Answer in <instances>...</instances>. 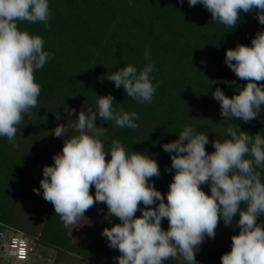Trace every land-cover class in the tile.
<instances>
[{"label": "clouds", "instance_id": "clouds-1", "mask_svg": "<svg viewBox=\"0 0 264 264\" xmlns=\"http://www.w3.org/2000/svg\"><path fill=\"white\" fill-rule=\"evenodd\" d=\"M187 2L189 7L202 5L211 21L228 30L237 27L241 13H254L264 25V0ZM51 16L49 0H0V137L14 146L20 126L26 118L31 121L36 115L33 109L39 107L41 86L35 73L53 56L44 50L42 36L19 25L43 24L48 29ZM144 59L141 68L127 64L104 76L139 104L151 103L161 83L152 75L156 68L149 46ZM225 64L246 83L238 85L231 97L219 87L213 91L222 120L248 123L257 119L264 111V30L256 32L251 46L241 43L227 49ZM114 100L112 94L97 95L95 110L81 109L76 119H72L76 109L64 110L67 122L51 130L54 137L63 139L62 150L51 165L43 167L34 193L40 195L42 190L43 199L52 204L65 226L85 219L97 203L105 204L104 219L118 220L102 230L107 246L119 252L116 264H197L201 244L205 238H215L221 220L239 232L231 236L230 251L222 254L220 264H264V222L260 220L264 217V133L251 135L237 123H229L223 138L210 141L206 132L185 125L177 139L162 145L171 159V168L165 171L174 170L165 195L153 181L161 170L152 155L129 151L119 139H112L105 148L107 127L98 126L97 118L121 129L139 127L138 113L126 111ZM55 119L61 120L59 111ZM209 143L214 148L211 153L206 150Z\"/></svg>", "mask_w": 264, "mask_h": 264}, {"label": "trees", "instance_id": "trees-1", "mask_svg": "<svg viewBox=\"0 0 264 264\" xmlns=\"http://www.w3.org/2000/svg\"><path fill=\"white\" fill-rule=\"evenodd\" d=\"M49 5L50 28L27 22L19 25L42 36L44 50L53 56L35 73L41 86L39 107L33 109L36 115L20 126L15 146L0 137V234L12 229L24 232L35 247L54 251L52 264H101L100 257L108 254L102 230L118 222L115 217L111 223L104 219L106 205L97 203L89 209L78 223V232L74 225L62 223L52 204L43 199L42 190L40 195L33 191L40 187L43 167L51 165L62 150L63 139L54 137L51 130L67 122L64 110L76 109L72 116L76 119L81 109L95 110L97 95L112 94L114 103L136 111V130L117 128L99 118L96 123L107 127L105 148L112 139H119L129 151L157 160L161 175L153 181L166 195L174 170L165 171L171 168V159L162 145L177 139L185 125L206 132L210 141L223 138L229 123H237L251 135L264 133V111L248 123L224 121L212 95L219 87L231 97L238 85L246 83L225 64L226 50L241 43L251 46L264 25L254 13H241L237 27L228 30L211 21L202 5L189 7L187 0L183 5L179 0H132L131 7L129 0H49ZM146 46L156 68L152 75L161 83L151 103L139 104L104 76L127 64L143 67ZM57 111L60 121L55 119ZM206 150L214 151L211 143ZM202 187L210 194L207 185ZM91 191L94 194V187ZM260 220L264 222V217ZM162 227L168 228L167 220ZM238 232V227H225L221 220L215 238H205L201 244L197 264H220L222 254L230 251L231 236ZM2 245L0 240V252ZM35 247L27 262L35 259Z\"/></svg>", "mask_w": 264, "mask_h": 264}, {"label": "rangeland", "instance_id": "rangeland-1", "mask_svg": "<svg viewBox=\"0 0 264 264\" xmlns=\"http://www.w3.org/2000/svg\"><path fill=\"white\" fill-rule=\"evenodd\" d=\"M74 226L76 228V231L79 232V228H81V227L78 226V224H76ZM3 233H4L5 238L2 241L3 245L1 247L2 251L0 252V264H52V261H53L52 256L54 254V251L52 252L51 250H48V249L42 250L43 248H39L37 245L35 247V242L30 240L26 234L25 235L27 237L28 243L31 246V248L32 249L34 247L37 248L35 253L33 254L35 259L27 262V260L26 261H18V260H15V259L9 257L7 250H5L3 246L7 242V239L10 236L11 232L9 230V231L3 232ZM105 245H106L105 247L108 251V254L102 255L100 257L101 264H116L114 257H117L119 255L118 250H114V249L109 248L107 246V242Z\"/></svg>", "mask_w": 264, "mask_h": 264}, {"label": "built area", "instance_id": "built-area-1", "mask_svg": "<svg viewBox=\"0 0 264 264\" xmlns=\"http://www.w3.org/2000/svg\"><path fill=\"white\" fill-rule=\"evenodd\" d=\"M11 234L7 239V242L3 246L7 250L8 256L18 260L26 261L29 258L32 248L28 243L27 237L24 232L20 230H10ZM5 238L4 233L0 235V240L3 241ZM23 251V256L21 255Z\"/></svg>", "mask_w": 264, "mask_h": 264}, {"label": "snow or ice", "instance_id": "snow-or-ice-1", "mask_svg": "<svg viewBox=\"0 0 264 264\" xmlns=\"http://www.w3.org/2000/svg\"><path fill=\"white\" fill-rule=\"evenodd\" d=\"M21 255L23 256V251H21Z\"/></svg>", "mask_w": 264, "mask_h": 264}]
</instances>
